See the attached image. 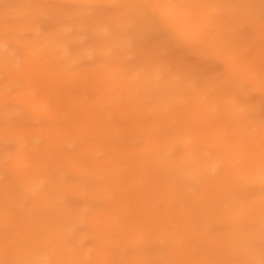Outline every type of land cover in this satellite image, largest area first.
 <instances>
[{
	"label": "rangeland",
	"instance_id": "rangeland-1",
	"mask_svg": "<svg viewBox=\"0 0 264 264\" xmlns=\"http://www.w3.org/2000/svg\"><path fill=\"white\" fill-rule=\"evenodd\" d=\"M130 1L131 3L125 7L121 3V0H87L81 5L75 4L72 0H0V42L10 41V44L4 48L5 51L0 52V55L3 52L7 55L5 58L7 60L6 63H0V90H3L0 94V261H22L25 264H31V255L35 256L38 253H43L47 259L55 263L58 261V264H74V262H69L70 255L83 254L87 260H90V253L92 254L99 249L97 238H95V235L92 236V233H89L85 222L86 216L91 212L102 211V209H104V212H109L111 207L103 197H99V199H89V197L91 198V193L100 188L107 189L110 193H112V189L91 168L88 171L91 172L86 179L81 178L75 171H70V161L79 162V167L84 168L85 166L91 167L88 165V161L92 162V158L100 162L104 160L103 158L107 159L111 156V154L108 153V155L104 151L98 153V150L92 152L93 154H88L87 151L89 150L90 152V148L88 145L85 146L88 140L89 143H96V146L100 145V141L107 148L114 147V145L118 147L119 145V149L126 148V145L127 147H136L139 141H134L135 138L129 136L135 134V130L133 129H137L138 126L130 119L128 111L125 116H120L119 112H115L111 117L107 116L108 111H103V104H96L101 94V88L99 87H102L104 84L99 78L97 81L94 72L109 68L112 65L122 66L127 72L158 70L161 72L162 79L155 81L154 85H149V88L146 87L147 93H149L150 104L167 101L171 98L172 94L177 97L178 90L176 88L180 84L186 83L184 88L188 92H206L209 95L205 99L208 103L222 93L227 97H233L236 104L235 107L240 108L242 113L232 123L227 122L228 126L241 124L244 128L249 126L252 131L257 132H262V129H264V83H262L261 79L262 69H264V5H262V0H212L224 13L223 20L220 21V27L224 28L225 32H221V34L217 33L214 41L215 44L212 43L210 47L209 44L206 46L196 45L178 38L166 28L161 27L157 15L152 14L150 11H153V5L157 1L161 2L162 0ZM75 8L80 12L76 13L74 11ZM146 17L153 18L156 24L154 23L145 32L141 33L137 30V26H139L140 19H145ZM112 20L115 22L114 24ZM106 23L110 25L109 31L105 28ZM111 24H113V27ZM93 27L98 29L99 34L93 31ZM138 33L142 34L140 39H138ZM116 36H121L122 41L113 42L112 47H109L111 46V40L118 38ZM108 40L110 41L109 43H107ZM61 43L66 44V46L69 45L72 50H78L83 53L81 61L68 68L69 70L74 69L75 71L78 69L81 71L79 78L71 81L72 83H64V81L61 83V81L57 82L41 76L40 82L32 75L33 78L29 76V81L33 79L34 82L36 80L37 83H35L39 87L36 90L33 84L32 87H27L21 74L30 71L28 67L23 66L28 49L33 48L41 53V72L49 75L51 69H48L43 64L45 62V51L55 45L62 47ZM103 49H105L106 58L93 55L94 50ZM232 49L235 52L231 51ZM236 49H238L237 56L240 55L242 59L247 60L249 71L253 75H256V79L261 85L258 83L243 84L237 79L230 78L225 65L226 61L222 58L228 56L231 52L236 53ZM255 60L258 62L255 63ZM166 79L176 83L174 91L163 84ZM228 83H231V85H228ZM98 84L101 85L97 86ZM8 87L9 89H7ZM26 88H34L32 90H35L36 96L34 95V97L36 99L39 97H41V100L50 98L51 102L56 107L58 106L59 123L51 121L49 117H44L43 115H34L28 106L25 107L26 105L20 103L19 100V103H17L14 97L17 94H22L21 99H27L25 94H23ZM49 93H52L57 98L54 99ZM71 93H75L78 97V109L72 106L71 101L67 98L65 99L66 94ZM184 107V105H178L175 110L174 104L170 106L172 109L170 111H178L177 113H179L176 123L179 120L190 121L187 117L189 112ZM119 108L126 110L127 104L122 103ZM169 116L171 122L175 120V113ZM86 119L99 120L101 126L116 128L121 134L119 133L117 138H110L107 135H103L106 132L100 131L99 134L95 133L87 136H82L78 132H72L75 126H85ZM142 120L143 122H149L150 119L144 118ZM155 120L156 118L154 117L150 121ZM156 121L158 122V120ZM53 126L54 128L61 127V130L58 129L57 132L59 134L52 135L55 136L51 138V140H54L53 143H46L49 140H46L45 136L51 133L50 129ZM45 129L48 130L46 131ZM37 130L40 131L37 132ZM41 131H45V133L43 132V134ZM36 132L40 134L37 135ZM41 134H43V137ZM20 135H22V138ZM74 135L77 137L75 138ZM48 136H46L48 137L47 139H50V134ZM83 137L89 139L84 140ZM54 138H66V140L64 143ZM67 138L70 143L67 142ZM80 138H82V141H79ZM19 140L26 141V143H23V145ZM73 140H78V143H74L76 141L72 142ZM132 141L134 142L131 143ZM47 144L50 147L53 145V150L49 146L46 147ZM252 145L247 144L248 148ZM260 145L264 146V142ZM84 146L88 150H85ZM17 147L19 149L28 147L29 152H39V155H41L40 153L44 149L46 155L54 152L55 156L64 157L58 160L50 157L48 162L41 164L42 170L39 174L42 182L45 184L38 191L44 188L47 189L48 183L46 179L49 177H55L59 186L64 189L71 188L73 190L75 188L77 190V193L73 191V194H68L66 197L60 195L55 204L65 214L57 216L54 221L50 220L47 222L41 215H38L37 220L35 216L32 217V215L26 213L33 206V203L38 202L35 201V192L33 194L27 192L24 195L22 185L17 182V174L14 167L17 166L14 163L17 156L14 154L18 156L22 155L18 154L19 150H16L18 149ZM83 150L86 152H83ZM178 151L180 152L181 149L176 146L173 155ZM180 154H182V151ZM13 155L16 157L13 158ZM26 156H23L24 158L22 156L19 157L29 160V162L25 163H23L25 160L22 161L21 166L24 165L22 169L25 171L33 170L34 164L33 161L32 163L30 161L34 158V155L31 157L29 153ZM128 158L130 157L122 158L120 156L118 158L121 163L119 166L121 167L122 165L124 167L130 163L131 161L129 162ZM83 164L84 167H82ZM85 169L88 170V168ZM124 170L121 174L125 177V180L130 179L129 175H131L132 169L129 171L128 168H124ZM156 176L154 174L149 178L134 177L133 179L134 181L140 180L143 182L144 188L148 189L149 187L150 189L152 186L157 187L154 184H159ZM153 180L156 183H153ZM150 182L151 184H149ZM239 189H243L238 197L239 201L246 203L254 197L255 192L259 188L247 186ZM131 190H134V188H131ZM194 191L197 193L200 191V188L197 187ZM158 194L164 196L162 192ZM13 199H17V205L14 207L11 206ZM156 203H154L153 207L155 206L154 209L158 211L167 208V205L163 201ZM184 207H188V203L187 198L182 197L175 204V219L187 214V211L183 210ZM50 209L49 205L41 207L42 214L50 216ZM70 213L76 216V220L74 221H77V225H71L74 222L68 224L70 222L69 220L67 221L65 215L68 214L69 217ZM30 217L32 218L30 219ZM23 218L26 221L22 220ZM148 220L151 224H156L155 217H150ZM52 222L55 223L53 225L59 227L69 225V231L67 232V235L71 239L68 241L69 248L60 247L53 243V235L51 233L53 231ZM94 226L95 228H100L99 223H95ZM23 227H29V230L22 232L20 235L19 232L23 230L21 229ZM227 233V222L221 217H215L205 227L203 232L199 234V240L196 243L199 246L210 245L213 248V244L208 243L209 239L212 237H222L224 239L225 237L226 240L229 238ZM120 235L121 237L118 239L115 236L109 238V241L114 243L115 248L114 250L112 249L113 251L109 250L108 247L105 249L109 252V262L116 260L124 263L127 259H131L130 257L137 256L138 253L142 254L145 259H154L157 263L167 261L171 257L169 250L174 247L172 241L157 237V232L155 231L152 234L154 236H148L150 240L147 243H140L137 246L125 244L123 239L128 235L127 233L121 232ZM244 235H239L236 241H240L242 245H245L246 248H249L254 253L261 251L260 234ZM187 241L193 245L190 239ZM221 245L223 247L213 248L215 264H228L231 260L232 263L238 264L237 262L242 257L244 261H241V263L243 264L248 260L252 263H256L257 261L253 257L245 258L243 253L235 255L223 243ZM176 247L182 246L177 245ZM14 249L20 251L17 258L11 257V252ZM46 249L48 250V254L45 253ZM9 250L11 251L10 253ZM175 251H183V249ZM232 252L233 254H231ZM197 255L199 254L197 253ZM182 256L181 252L177 253L174 264L186 261ZM194 258L193 256L190 260Z\"/></svg>",
	"mask_w": 264,
	"mask_h": 264
},
{
	"label": "bare ground",
	"instance_id": "bare-ground-1",
	"mask_svg": "<svg viewBox=\"0 0 264 264\" xmlns=\"http://www.w3.org/2000/svg\"><path fill=\"white\" fill-rule=\"evenodd\" d=\"M72 1H74L75 4L81 5L87 0ZM121 3L126 7L131 1L121 0ZM76 7L78 8V6ZM77 8L74 10L76 13L80 12ZM153 11L150 12L157 15L161 27L166 28L176 37L196 45L206 46L209 44L210 47L212 43L215 44L216 34L225 32L224 28L220 27V21L223 20L224 13L212 2V0H162L161 2L157 1L153 5ZM114 23L113 21V24ZM154 23L156 24L154 19L150 17L140 19L137 30L141 33L145 32ZM113 24H111L112 27ZM105 26L106 30L109 31L110 25L106 23ZM93 31L95 33L99 32L96 28H94ZM141 33H138V39L142 37ZM116 37L118 38H113L115 40L110 39L112 42L108 40L107 43H111L109 47H112L113 42L117 43L122 41L121 36ZM9 44L10 41H1L0 52L5 51L4 48ZM61 45L62 47L56 45L51 46L50 49L45 51V62L43 64L48 69H51L49 75L41 72V53L33 48L28 49V54L24 59L23 66L28 67L30 71L21 74L27 87H32L33 84L36 90L39 87L36 83L37 81L41 82V76L57 82L61 81V83L62 81H64V83H72L71 81H75L79 78L81 71L78 69L75 71L74 69L69 70L68 68L80 62L83 58V53L78 50H72L69 45L66 46L64 43H61ZM104 50L105 49L94 50L93 55L106 58ZM237 50L238 49H236V53H233L235 50L233 51L232 49L231 51L233 52L222 58L226 61L225 65L230 78L237 79L243 84L258 83L261 85V83L257 81L256 75H253V73L249 71L247 60L245 61L242 59L240 55L237 56ZM3 53L0 55V63H6L7 61L5 59L7 55L4 53L3 56ZM256 62L258 61L255 60V63ZM32 75L37 81L35 79L34 82L33 79L29 81V76L33 78ZM94 76L97 77V81L99 78L104 84L102 87H99L101 88V94L96 104H103V111H108L107 116L111 117L115 112H119L120 116H125L128 111L130 113V119L138 126L137 129H133L135 130V134L129 136L135 138L134 141H139V144L138 146L135 145L136 147H127L126 145L124 149H119V145L118 147L114 145V147L107 148L105 144L100 143V141V145L96 146V143H89V138L85 139L87 137H83L84 140H88L85 146L88 145L90 152L84 146V149L88 150V154L98 150V153L104 151L106 154H111V156L107 159L103 158L104 160L100 162H97L93 158L92 162L87 160L88 165L91 167H84L83 164L82 167L84 168L79 167V162L71 160L69 169L70 171H75L83 179L89 176L91 171H88L90 168L93 172H97L100 178L107 182L112 189V193L107 189L100 188L92 192V197H89V199H99V197H103L110 205L111 210L109 212H104V209H102V211H95L87 214L85 222L88 226L89 233H92V236L95 235V238H97L99 249L92 254L90 253V260H87L86 256L83 254H75L74 256L70 255L69 262H74V264H174L176 254L181 252L183 255L182 257H184L186 261L177 264H215L213 248L220 247L223 243V245L230 251L232 250L235 255L243 253L245 258L248 259L249 257H253L257 260L256 263H252L248 260V264H260L262 250L254 253L249 248H246L245 245H242L240 241L237 242L236 240L241 234L248 236L258 233L261 235L262 216H264V146L260 144L264 142V135H262L261 131H252L249 126H246V128L241 124L228 126L227 122L232 123V121L237 119L239 114L242 113L240 108L235 107L236 104L233 97H227L222 93L208 103L205 100L206 97L208 98L209 96L206 92H188L184 88L186 83H182L176 88V90H178L177 97L172 94L173 97L170 96L171 98L169 97L170 99L167 101L150 104L149 93H147L146 87L149 88V85H154L155 81L162 79L160 71L140 70L127 72L122 66L112 65L109 68L94 72ZM163 84L174 91V85L176 83L173 81L166 79ZM99 85L101 84L97 86ZM228 85H231V83H228ZM9 87L7 89H9ZM34 88H26L24 91L25 93H23L27 97L26 100L21 99L22 94L15 95L14 97L17 103H19V101L20 103H24L26 105L25 107L28 106L29 110H31V113L34 115H43L44 117H49L51 121H57L56 123H59L58 106L56 107V105L51 102L50 98L41 100V97H39L36 99L34 97L35 90H32ZM2 92L3 90L1 89L0 94ZM49 94L53 96L54 99L57 98L52 95V93ZM66 98L72 102H70L72 106L77 107V109L79 108L77 103L78 97L75 93L66 94L65 99ZM122 103L127 104L126 110L119 108ZM173 104L174 109L178 105H184L189 112L187 117L190 121L177 120L178 123H176V118L179 113H177L178 111H170L173 107L170 108V106ZM173 113H175V120L171 122L169 115ZM154 117L158 122L156 120L150 121L151 118L153 119ZM144 118H149V122H143L142 119ZM85 122V126H75L72 132H78L79 134L81 133L82 136H87L89 134H99L100 131L106 132L103 133V135H107L110 138H117L119 133L121 134L116 128L101 126L99 120L86 119ZM52 128H54V126ZM51 129V133H49L50 139H47L49 134H46L48 137L44 135L45 139L49 140L46 141V143L50 142V144L54 142L51 138L55 136L52 135L59 134L57 131L58 129L61 130V127H55L53 130ZM39 131L40 130H37V132ZM41 132L45 133V131ZM43 134H41V136ZM21 136L22 135H20V137ZM76 137L77 136H75V138ZM54 139H59L63 142L66 140V138ZM81 139L82 138H80L79 141H82ZM74 141L76 140L72 142ZM77 141L74 143H78ZM20 142H22V144L26 143V141ZM67 142L70 143L68 138ZM22 144L20 143L21 146L24 145ZM247 144L253 145L248 148ZM48 146L47 144L46 147ZM176 146L181 149L182 154H180L181 151H178L173 155ZM52 147L50 148L52 149ZM17 148L16 150H19L18 154H22L19 156L14 154L17 158L15 161L13 159L15 165L18 166V168L14 166L17 174H15L17 176V182L22 185L24 195L27 194V192L30 194L35 192V201L38 202L33 203V206L29 208L26 213H29L32 217L35 216L37 220L38 215H41L47 222L50 220L54 221L57 216L59 217L61 214H65L60 211L59 207L55 204L60 195L66 197L68 194H73V191L77 193V190H75V188L73 190L71 188L64 189L59 186L55 177H49L46 179L48 183L47 189L44 188L38 191V189L43 188L42 186L45 184L42 182L39 174L42 170L41 164L43 162H48L50 157L56 160L64 157H57L54 155V152L46 155L44 149H42L43 152L39 155V152H34L32 149H30L32 153L29 152L28 147H23V149ZM85 150H83V152H86ZM27 153H30L31 157L34 155V158H32L33 160L31 159L30 161V163L33 161L34 169H30L29 171L22 169L24 165L21 166L22 161L25 160L21 158L28 155ZM14 155L13 158L16 157ZM20 156L22 157L19 158ZM120 156L122 158L130 157L128 161L131 162L124 167H122V165L120 167L119 165L121 163L120 160H118ZM26 158L28 157L26 156ZM28 159L23 163L29 162ZM85 168H88V170ZM124 168H128L129 171L132 169L131 175L128 174L130 179L125 180V177L121 174L122 171L126 170H124ZM154 174L157 175L156 180H159V184H154L157 187L152 186L153 188L151 187L150 189L148 187L149 190L144 188L143 182L140 180L134 181L133 179L134 177L149 178ZM129 177L127 176V178ZM153 183L156 182L154 181ZM149 184H151V182ZM247 186H255L259 189L249 202L241 203L238 197L243 189L239 188ZM197 187L200 188V191L195 193L194 190ZM131 188H134V190H131ZM161 192L164 196L158 194ZM182 197L187 198L188 207L183 208L185 212L187 211V214L181 218L175 219V204L177 201L181 200ZM160 201L165 202L167 208L165 207L166 209L158 211L154 209L155 206L153 207V205ZM16 205L17 199H13L11 206L14 207ZM47 205L51 207L49 210L51 217L42 214L41 207ZM71 213L69 217L68 214L65 215L67 221L69 220L70 222L68 224L74 222L71 225H77V221H74L76 220V216ZM32 217H30V219ZM150 217H155L156 224L154 223L153 225L150 223L148 220ZM215 217H221L227 222V235H229V238L226 240L225 237L224 239L222 237L210 238L208 243H211V245L213 244V248L210 245L199 246V244L196 243V241L199 240V234L203 232L205 227L209 225ZM22 220L26 221L25 218ZM24 223L27 224L26 222ZM95 223L100 224L99 229L95 228ZM53 224L55 223L52 222L51 226ZM29 227L32 229L31 226ZM29 227L21 228L23 230H20L19 234L21 235L22 232L29 230ZM52 227L53 231L51 233L53 235V243L60 247L69 248L70 245L68 241L71 240L69 235H67L69 225H65L64 227L53 225ZM154 231L157 232V237H161L164 240L170 239L174 245V247L169 250L171 257L167 261L157 263L154 259H145L142 254L138 253L137 256L133 258L130 257L131 259H127L124 263L116 260H110L111 262H109V252L105 249L107 247L109 250L115 249L114 243L109 241L110 237L115 236V238L118 239L121 237L120 233L125 232L128 234L123 239L125 244L137 246L140 243H147L150 240L148 236L152 235ZM188 239L192 241L193 245L188 243ZM177 245L182 247L177 248ZM180 249H183V251H175ZM10 252L9 250V253ZM233 252L231 254H233ZM45 253L48 254L47 249ZM197 253L199 255L196 256ZM19 254L20 251L14 249V251L11 252V257L17 258ZM31 256V264H58V261L55 263L47 259L46 255L43 253ZM111 256L114 258L113 255ZM193 256L195 258L190 260ZM74 257L75 259L73 260ZM242 259L243 257L237 263L243 264L241 261H244V259ZM231 261L228 264H234Z\"/></svg>",
	"mask_w": 264,
	"mask_h": 264
},
{
	"label": "snow or ice",
	"instance_id": "snow-or-ice-1",
	"mask_svg": "<svg viewBox=\"0 0 264 264\" xmlns=\"http://www.w3.org/2000/svg\"><path fill=\"white\" fill-rule=\"evenodd\" d=\"M262 5H264V0H262ZM261 79H262V83H264V69H262ZM262 135H264V129H262ZM261 250H262V259L260 261V264H264V216H262V224H261ZM0 264H25V262L6 260V261H0ZM245 264H248V262H245Z\"/></svg>",
	"mask_w": 264,
	"mask_h": 264
}]
</instances>
